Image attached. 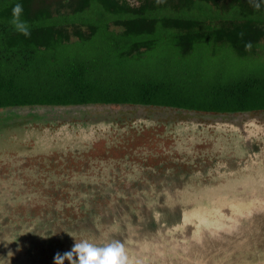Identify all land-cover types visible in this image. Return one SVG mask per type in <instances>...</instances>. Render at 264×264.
I'll return each mask as SVG.
<instances>
[{
	"label": "rangeland",
	"instance_id": "rangeland-1",
	"mask_svg": "<svg viewBox=\"0 0 264 264\" xmlns=\"http://www.w3.org/2000/svg\"><path fill=\"white\" fill-rule=\"evenodd\" d=\"M68 12L67 8L60 11L65 14ZM93 15L94 11L89 9L74 16L78 19L77 23H80L83 16L91 18ZM108 27L109 30L119 31L111 21L108 23ZM85 28L83 26V29ZM108 46H110V41L99 32L89 39L64 42L55 50L60 51L61 57L65 54L70 55V58L93 59L94 65L102 75L107 73L112 75L113 71L123 75L137 70L143 74L152 73L159 77L166 76V78L174 80L178 86L189 80V68L192 63L198 65L201 75L211 74L206 69V64L212 62L218 69L221 67L229 69L236 78L252 71H263L262 67H264V49L251 58L240 57L229 49L219 50L213 56L209 51L205 54L195 53L183 56L177 52L176 48L173 49L163 36L156 49L150 50L151 53H145L136 65H130L131 68L127 69L126 66H129L127 64L120 65V69L124 70L120 71L116 65L123 63L125 59L119 58V56L116 59L111 57V53L107 51ZM199 50L206 52L208 49ZM191 56H194L195 59H192ZM76 61L75 59L71 60V62ZM113 61L114 64L111 63ZM35 108L9 107L0 109V140L4 139V135L7 137V141L0 144V252H12L11 262L13 263L54 264L55 253L70 250L75 242L79 243L82 240L97 247H105L114 241H119V238H116L118 235L128 239H137L142 235V230L145 233L148 229L142 221L149 208L160 210L162 213L160 219L168 221V224H174L180 214L172 211L170 206L166 207L169 205L168 202L186 201L185 205L192 207L203 199V197L197 196L200 192L198 188L203 184L215 189L210 196L227 188L233 189L238 184L239 187L242 184H246L245 186L249 184L246 178L248 171L243 168L248 161L241 160L245 156L240 158L242 163L239 161L237 163L239 172L243 173H234L236 174L234 175L226 171L229 163L235 164L231 159H235L233 151L239 150L236 146L237 141L228 143L229 140H217L215 135L209 138L202 134L199 135V140H194V137L191 136L194 146L201 147L207 154L214 155V151L224 153L221 156H217L218 154L207 155L205 159L207 165L213 166V168L214 166L221 167L219 168L220 173L217 172L221 176L212 172L208 174L202 165L200 167L197 165L191 169L194 174L188 179L185 177V171L189 168L187 163L189 158L186 157L188 161L180 159L177 161L179 164L176 163L182 173L163 182L159 179L162 176H159L157 172L164 175L169 164L175 163L171 159L167 165L162 164L158 167L157 157L153 156L154 154H149L153 148L157 150L160 139L165 140L170 137V134L166 133L167 130H176L178 125L184 126V123L189 121L193 122V126H208V131L211 133L215 125L220 124L226 128L234 124L232 123L235 117L233 115H213L208 112L184 109L123 105L64 106L62 108H45L42 111H37ZM58 111L64 115L61 117L62 119H60ZM252 113L241 115L238 124L245 127L250 119H256L258 127L264 128V113L258 111ZM102 121L104 122L101 123ZM161 130L164 131L158 138L157 134ZM17 132L19 134H16ZM53 137L56 142H60L62 145L60 149L64 153H61L60 156L52 155L54 154L51 150ZM224 137L226 138V136ZM117 138L122 139L124 144L121 145L122 142ZM172 140L171 137L166 143L164 141L162 143L170 145ZM254 143L261 148L264 147V139L255 140ZM171 145L176 144L172 142ZM179 145L182 147L181 149H185L183 154L193 155L192 151L188 152L186 149V141L183 140ZM243 145L251 146V143L244 141ZM220 160L224 164L218 165ZM141 164H143L141 171H138V166ZM115 169L116 171H114ZM198 170L204 176L200 177V174H197ZM259 170V166L252 164L251 173L256 174ZM140 175L143 180L139 177ZM212 175L216 178L211 179ZM229 175L231 177L228 181L226 177ZM90 178H99L103 180V184L100 182L101 184H98L94 189L87 188L86 185L83 186L81 181ZM114 178H117V183L113 184L111 188H114L115 191L108 188L110 180H114ZM259 178L251 177L253 183L250 185L258 189L259 199L256 202L258 208L249 213H240L243 215L240 218H237L236 215L224 214L223 218L219 220V226L214 228L215 231H211L214 235H220L215 244L212 242L207 245L209 240L204 238V230H198L197 235L187 236V240H185L180 238L178 232L166 234L165 228L161 225L159 233L161 241L156 245L157 250L151 249L159 253L157 260L151 259L153 264H250L264 260V191L260 193L261 189H259L264 182H260ZM124 179L130 186L121 184ZM185 179L187 180L182 184ZM74 180L79 183L72 186L73 184L69 182ZM147 181L152 182V192L140 190V185ZM176 183L178 184L176 185ZM78 184L83 188L76 196L73 190ZM136 184H139V189L133 187ZM123 187H128L129 190ZM114 192L124 196L133 213L128 215L129 210H122L124 216H117L116 221L109 224L103 220L104 216H99L98 219L95 217L94 222L92 217H89V221L93 223L92 226H89L86 221L84 223L76 222L83 215L89 214L90 216L92 214L88 205L85 204L86 198L83 199L86 196L88 198L97 195L99 198L97 199L98 204L94 205L96 213L117 209L116 207L123 205L124 201L116 199ZM236 193L233 192V194ZM130 194L134 195V199L129 197ZM230 209L234 212L235 206L231 205ZM190 214L195 215L193 212ZM40 217L39 222L42 224L40 229L36 230L34 228L36 224L33 226L29 224L35 223ZM121 217L124 220L121 222L120 228ZM156 228L158 226L151 225L149 230L153 231ZM49 230L50 232H48ZM30 231L39 235L37 239H34L35 242L20 241L28 239L29 236L26 233ZM1 235L3 238H7L5 243L2 242L4 239L1 238ZM193 239H196L197 244L203 245L199 246L192 242L187 243L186 248L181 247ZM145 246L137 248V250L143 251L147 246L150 248L151 242H147ZM149 248L147 249L149 250ZM135 249L131 248L125 251L128 259L131 258L129 264L140 263L131 256L130 251ZM64 264H68V261H65Z\"/></svg>",
	"mask_w": 264,
	"mask_h": 264
},
{
	"label": "trees",
	"instance_id": "trees-1",
	"mask_svg": "<svg viewBox=\"0 0 264 264\" xmlns=\"http://www.w3.org/2000/svg\"><path fill=\"white\" fill-rule=\"evenodd\" d=\"M17 2L23 4L24 11L21 19L26 20L30 26L29 36L17 32L10 23L12 7ZM64 8L69 9V12L60 13ZM89 9L94 11V15L91 18L83 16V20L77 23L78 19L74 15L84 13ZM110 21L118 28V32L109 30ZM83 26L86 28L83 29ZM99 32L110 41L107 49L111 53L110 56L114 59L118 56L125 59L123 63L116 65L120 71H124L120 69V65L127 64L129 66L126 68H131L130 65H136L145 53L156 49L163 36L173 49L176 48L177 52L183 56L195 53L205 54L207 51L213 56L219 50L229 49L240 57L251 58L264 49V5L256 10L248 3V0H0V109L36 107L37 111H42L45 108L64 106L123 105L184 109L227 116L248 114L254 111L264 113V67H262L263 71H252L236 78L232 71L223 67L218 69L212 62L206 64V69L211 74L201 75L198 65L192 63L189 68V80L178 86L174 80L166 76L143 74L137 70L122 75L113 71L112 67V75L108 73L102 75L94 65L93 59L70 58V55L65 54L61 57L60 51L55 50L64 42L89 39ZM248 42L252 45L251 49L245 48ZM199 49L208 50L201 52ZM191 58L195 59L194 56ZM72 59L77 61L71 62ZM111 63L114 64V61ZM59 116L60 119L64 117L62 112ZM184 124L186 126L178 125L176 130H167L166 133L170 134V137L165 140L160 139V144L157 146L158 152L153 148L149 153L154 154L153 156L159 160L158 167L162 164L167 165L171 159L175 163L171 162L168 169L162 170L165 172L164 175L157 172L159 176H162L159 179L163 182L182 173L176 164H179L177 161L180 159L188 161L189 158L187 163L190 169L185 171V177L188 179L194 174L191 169L197 165L199 167L202 165L208 174L214 170L213 166L205 162L207 155L221 156L224 153L214 151V155H210L201 147L194 146L191 136L194 140H199L200 134L209 138L215 135L217 140H229L228 143L237 141L236 146L239 150L233 151L235 159H231L235 164L229 163L226 169L230 174L243 173L239 172L238 161L240 163H242L241 160L249 162L251 158H255L256 161L262 163L264 160V147L261 148L254 143L255 140H263L264 134L254 137L244 133L239 137L236 135L237 132H232L230 135L225 132H220V134L216 127H213L212 132L209 133L208 126H193V122L189 121ZM163 131L157 132L158 138L161 137ZM171 137L173 140L170 145H163L162 141L166 143ZM3 138L0 144L7 141L6 135ZM117 140L122 142L121 145L124 144L122 139L117 138ZM183 140L186 141L188 152H193L192 156L190 153L187 156L183 154L185 149H181L179 145ZM244 141L251 142V149L243 145ZM172 142L176 145L172 146ZM60 147H62L60 142H56L53 137L51 150L54 154L52 155L63 154ZM242 147L244 151L241 150ZM249 152L251 158H246ZM195 154L197 155L194 157ZM242 156L245 158L240 160ZM220 164L224 163L220 160L218 165ZM142 165L138 166L140 169L138 171H141ZM200 170L197 174L201 175ZM261 174H264V171ZM249 177H253L252 173ZM256 177H260V173H256ZM215 178L211 176V179ZM141 179L143 180V177ZM116 180L117 178L110 180V185H108V188L113 191L115 190L111 186L117 183ZM125 180L121 184L130 186ZM186 180H183L182 184ZM100 182L103 184V180L99 178L81 181L83 186L86 185L87 188L92 189L101 184ZM69 183L74 186L79 182L74 180ZM143 183L140 185V190L152 192V182ZM133 187L139 189V184ZM81 188L83 187L78 184L73 190L74 195L78 196ZM123 188L128 189V187ZM114 194H116V199L124 201L123 205L110 211L104 210L102 213H96L94 209V205L98 204L97 195L88 198L81 196L83 199L86 198L85 204L88 205L92 214L83 215L76 222L86 221L89 226H92L93 223L89 221V217H92L94 222L95 217L98 219L99 216H104L103 220L109 224L116 221L117 216H124L122 210H129L128 215L133 213L124 196L117 192ZM129 197L134 199L132 194ZM40 219L41 217L35 223L27 222V224L30 226L36 224L34 228L39 230L42 224L39 222ZM123 220L122 217L119 220L120 228ZM26 235L29 236L28 239L20 241L27 240L34 243V239L39 237L32 231ZM1 238L7 239L2 235ZM2 242L5 243L3 240Z\"/></svg>",
	"mask_w": 264,
	"mask_h": 264
},
{
	"label": "flooded vegetation",
	"instance_id": "flooded-vegetation-1",
	"mask_svg": "<svg viewBox=\"0 0 264 264\" xmlns=\"http://www.w3.org/2000/svg\"><path fill=\"white\" fill-rule=\"evenodd\" d=\"M241 115L243 114L235 116L234 119L232 120V123L234 124H231L226 128L220 124L215 125V127L218 128V132H225L227 135L232 134V132H237L238 134L236 133V135L239 137L244 133L254 137H257V135L261 136L262 134H264V130L263 131L261 130L264 128L258 127L259 124L257 123V121H255L256 119H250L245 124V127L239 125L238 120ZM259 118L261 117L259 116ZM247 148L251 149V146H247ZM250 156L251 153L249 152L247 157L251 158ZM252 164L257 167L258 166L260 167V170L258 172L260 173L259 179L260 182L262 181L264 182V174H261L264 171V160L262 163H260L259 161H256L255 158H251L250 161L246 162L245 165L243 166V168H245V170L248 171L246 177L249 183L248 186H245L246 184H242L239 187L238 184V186L234 187L233 189L227 188L222 192L218 191L217 193L212 194L210 196V194L213 193L215 189L211 188V186H208L207 184H203L200 188H198L200 192L198 193L197 196L203 197L202 201L199 204L195 203L192 207H187L185 205L186 201L176 200V201L168 202L169 205H166V207L170 206L172 211L179 212L180 214V217L178 218L176 223L168 224V221L160 219L162 214L160 210L149 208V210H146V214L142 221L148 227L145 233H143L142 230V235L139 236L137 239H131V238L128 239L121 235L116 236V238H119L118 240L124 245L125 251L131 248H136L135 250L130 251V253L133 259L138 260L140 262L139 264H153V261L151 259L157 260V255L159 254L158 251H154L151 249L157 250L156 245L161 241V238L159 237L161 225L165 228L164 232L166 234L170 235L172 233L178 232L180 238H184L185 240H187V236L193 237L194 235H197L196 232L198 230L200 231L204 230L203 232L204 238L206 240H209L207 245L211 244L212 242L215 244V241H217L220 238V235L218 234L214 235L211 233V231L212 230L215 231L214 228L219 226V220L223 218L224 214H230L232 216L236 215L237 218H240L243 216L240 215V213H244V212L249 213L253 209L258 208L256 205V202L259 199L257 194L258 189H255V187L250 186L253 183L251 182V177H249V175L251 174ZM219 168H220L219 166L218 167L214 166V170L210 172L216 173L217 176H221L219 174L220 173ZM202 176L204 175L201 174L200 177ZM252 176L253 179L257 178L256 174L252 173ZM230 177L231 175L226 177L228 181L230 180ZM200 179L202 181V178ZM244 181L246 182V180ZM240 188L242 190L241 192H240ZM259 189H261L260 193L264 191V184H262V186ZM233 192H237V193L233 194ZM231 205L235 206L234 212L230 209ZM191 212L195 213V215H191L190 214ZM151 225H156L158 226V228L151 231L149 230ZM147 242H151V247L149 248L147 246L149 250L147 248L144 249L143 251L137 250V248L146 247L145 245ZM192 242H194L196 245H199L196 243V239H193L191 241L184 243L181 247L186 248L187 243H192ZM202 245L203 244H200L199 246ZM11 255L12 252L10 251L0 252V264H21L18 262L16 263L11 262ZM130 259H128V264L130 263ZM250 264H264V260H259L257 261V263L252 262Z\"/></svg>",
	"mask_w": 264,
	"mask_h": 264
},
{
	"label": "clouds",
	"instance_id": "clouds-1",
	"mask_svg": "<svg viewBox=\"0 0 264 264\" xmlns=\"http://www.w3.org/2000/svg\"><path fill=\"white\" fill-rule=\"evenodd\" d=\"M248 3L254 9L259 10L261 5H264V0H248ZM23 11V4L15 3L12 7L10 23L17 32L29 36L30 26L26 20L21 19ZM251 47L250 42L245 44L246 49H251ZM65 260L68 264H128L124 245L119 241H114L105 247H97L86 240L75 242L70 250L63 253L57 252L53 257L54 264H64Z\"/></svg>",
	"mask_w": 264,
	"mask_h": 264
}]
</instances>
